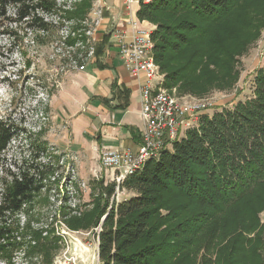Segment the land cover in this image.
I'll use <instances>...</instances> for the list:
<instances>
[{
	"label": "trees",
	"instance_id": "1",
	"mask_svg": "<svg viewBox=\"0 0 264 264\" xmlns=\"http://www.w3.org/2000/svg\"><path fill=\"white\" fill-rule=\"evenodd\" d=\"M139 4L138 19L156 26L151 38L164 86L181 93L203 96L232 88L240 78L239 59L264 29V0ZM92 8L91 0L70 10L57 0H0V34L16 36L13 30L21 24L48 33L46 18L56 16L74 23L65 45L81 42L88 49V29L82 28ZM105 42L95 45L86 61L78 48L79 66L98 62ZM254 84L252 98L202 115L199 126L172 149L128 176L119 187L134 192L132 197L117 202L115 182L94 180L91 202L81 213L60 205L50 226L27 221L18 227L14 219L42 192L53 190L59 162L7 167L11 141L27 131L0 117V258L10 263L13 252L23 249L28 264H53L62 241L59 222L72 232L101 228L100 264H264V66Z\"/></svg>",
	"mask_w": 264,
	"mask_h": 264
},
{
	"label": "rangeland",
	"instance_id": "2",
	"mask_svg": "<svg viewBox=\"0 0 264 264\" xmlns=\"http://www.w3.org/2000/svg\"><path fill=\"white\" fill-rule=\"evenodd\" d=\"M81 1L85 0H57L60 7L65 10L75 8ZM91 1L93 8L83 22V27L85 26L82 28L83 32L88 27L89 29L97 27L95 22L102 16L104 9L103 4L99 5V0ZM46 19L51 24L48 33L30 31L27 24H21L13 30L17 33L16 36L0 34V117L9 118L17 127L27 131L24 135L17 132L11 141L6 152V166L16 171L15 166L18 168L21 165L29 167L40 163L59 162V169L55 175L57 182L54 183L53 190L42 192L30 208L27 206L23 213L15 217V226L17 224L18 227H22L27 221H31L34 227L41 224L50 226L60 205L67 204L71 208L78 205L83 210L90 201L89 184L78 179L74 162L72 164L71 158L52 140V134L57 132H52L53 123L47 112L53 90L60 86L66 74L81 70L78 65L88 49L87 46L83 47L81 42L76 47L65 45L64 40L74 23L59 21L56 16ZM263 31L264 29L245 55L239 59L240 78L232 88H214L203 96L181 93L175 88L176 96L213 101L214 107L208 110L209 115L223 108L231 109L237 103L252 98L256 73L264 66V46L260 44ZM78 48L82 52L79 53L80 59L75 60ZM160 73L165 79L161 69ZM46 143L47 150L38 151L37 147L41 144L44 148ZM2 176L4 175L0 174V178ZM63 184L65 192L58 187L59 185L62 187ZM124 192L117 202L134 195L132 191ZM260 217L264 223V211ZM55 228L59 231L57 236L60 235L62 241L60 249L54 253L53 264H83L81 261L84 257L92 259L90 264H100L98 231L72 232L59 222ZM18 240L20 241L21 237ZM25 258L28 257L24 256V250L18 249L13 252L10 263L0 258V264H28ZM34 262L40 264L38 261Z\"/></svg>",
	"mask_w": 264,
	"mask_h": 264
},
{
	"label": "crops",
	"instance_id": "3",
	"mask_svg": "<svg viewBox=\"0 0 264 264\" xmlns=\"http://www.w3.org/2000/svg\"><path fill=\"white\" fill-rule=\"evenodd\" d=\"M102 4L101 25L94 35V45L106 40L102 56L98 62L90 61L83 69L66 74L53 90L48 107L52 132H57L52 134V140L74 162L78 179L89 184V203L90 183H113L118 174L102 167V151L136 152L142 142L140 88L146 79L143 75L133 76L126 68L114 27L124 33L126 41L135 35L133 22L137 28L150 32L156 28L149 21L138 19L139 2L128 5L127 0H99Z\"/></svg>",
	"mask_w": 264,
	"mask_h": 264
},
{
	"label": "built area",
	"instance_id": "4",
	"mask_svg": "<svg viewBox=\"0 0 264 264\" xmlns=\"http://www.w3.org/2000/svg\"><path fill=\"white\" fill-rule=\"evenodd\" d=\"M134 2L140 3V0H127L128 5ZM99 17L101 18V16ZM100 18L95 22L97 27L101 25ZM132 26L135 29V35L130 41H126L124 33L116 27H114V32L118 42L119 55L128 71L133 76L143 75L146 79L140 88L143 133L141 145L136 152L115 149L104 150L101 153L102 167L118 173L115 178L117 188L113 196L116 201L126 191L120 189L119 185L128 176L142 170L148 161L158 160L165 150L172 149L174 142L182 140L187 131L199 126L202 113L214 107L213 101L200 100L190 96L180 98L176 96L175 88L165 87L164 76L161 75L160 67L154 58L152 32L137 28L135 22ZM97 27L91 29L88 27L86 31L89 51L87 57L82 58L84 61L94 55V35ZM260 44L264 46V31L260 38ZM78 67L84 68L83 65H78ZM72 210L73 214H80L82 208L73 205ZM95 231H98L99 234L101 228H96Z\"/></svg>",
	"mask_w": 264,
	"mask_h": 264
},
{
	"label": "bare ground",
	"instance_id": "5",
	"mask_svg": "<svg viewBox=\"0 0 264 264\" xmlns=\"http://www.w3.org/2000/svg\"><path fill=\"white\" fill-rule=\"evenodd\" d=\"M81 251H83V250H81ZM81 255V254H80ZM87 255V254H86ZM83 259V261H81L83 264H90L91 263V258H82ZM81 259V260H82Z\"/></svg>",
	"mask_w": 264,
	"mask_h": 264
},
{
	"label": "water",
	"instance_id": "6",
	"mask_svg": "<svg viewBox=\"0 0 264 264\" xmlns=\"http://www.w3.org/2000/svg\"><path fill=\"white\" fill-rule=\"evenodd\" d=\"M84 258H89V257H84Z\"/></svg>",
	"mask_w": 264,
	"mask_h": 264
}]
</instances>
